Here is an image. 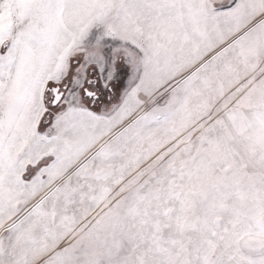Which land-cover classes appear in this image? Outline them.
<instances>
[{"label": "snow or ice", "instance_id": "snow-or-ice-1", "mask_svg": "<svg viewBox=\"0 0 264 264\" xmlns=\"http://www.w3.org/2000/svg\"><path fill=\"white\" fill-rule=\"evenodd\" d=\"M0 264H264V0H0Z\"/></svg>", "mask_w": 264, "mask_h": 264}]
</instances>
